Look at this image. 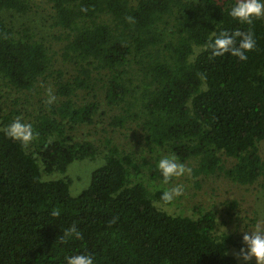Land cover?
Segmentation results:
<instances>
[{"label": "trees", "instance_id": "1", "mask_svg": "<svg viewBox=\"0 0 264 264\" xmlns=\"http://www.w3.org/2000/svg\"><path fill=\"white\" fill-rule=\"evenodd\" d=\"M232 3L0 0V264L82 251L96 264H256L232 253L245 245L217 231L215 210L167 209L156 168L174 153L203 180L264 178V18L247 61L206 47L213 31L248 29ZM99 118L102 138L81 135ZM14 119L37 133L27 146L3 131ZM119 131L136 143H116ZM77 161L97 167L73 196ZM73 225L81 237L61 243Z\"/></svg>", "mask_w": 264, "mask_h": 264}, {"label": "rangeland", "instance_id": "2", "mask_svg": "<svg viewBox=\"0 0 264 264\" xmlns=\"http://www.w3.org/2000/svg\"><path fill=\"white\" fill-rule=\"evenodd\" d=\"M33 17H36V15H33ZM22 21L25 23L24 20ZM26 21H29L28 18ZM31 22L34 24L36 30L41 33L40 35L42 37L48 38L49 40L51 39L50 34L52 30L48 26L49 24L46 25V23L43 22L45 25H43V23L36 25L35 21L31 20ZM51 41H54L52 44L57 46L58 49V41L54 39H51ZM97 121L101 122V119L99 118ZM106 124L107 122L103 120V122L96 126L87 127L83 132L81 131V135L86 137L96 135L98 138H102L104 135L102 129ZM135 140L133 132L128 133V137L121 131L115 134L116 143L121 145L129 144L128 146L131 147L133 143H136ZM260 147L261 155L264 157V142ZM73 165L74 167L71 173L75 179V192L71 189V193L73 196H77L86 189L90 183L91 175L97 167V162L77 161ZM186 166L190 169L193 168V166L191 168L190 165ZM197 181H200V187L196 185ZM176 184H182L184 186V192L181 196L176 197L173 200L175 201L173 206L166 207L167 209L171 211L185 210L186 212H190L194 205L203 204L218 212L219 219L217 231L219 233L226 232L234 235L238 241L240 240V243L241 241L243 242L242 236L244 232L254 230L257 224H259L261 228H264V178L252 187H245L231 182L224 176H213L203 180L201 177H195L191 170L190 174H185L179 178L174 177L172 181L169 182L168 186L170 188ZM79 190L80 192L77 193ZM234 202L237 203L236 207H233ZM220 229H223V231H219ZM238 252L239 250L237 248L232 249V253L235 256H238ZM250 261L256 263L255 258Z\"/></svg>", "mask_w": 264, "mask_h": 264}, {"label": "clouds", "instance_id": "3", "mask_svg": "<svg viewBox=\"0 0 264 264\" xmlns=\"http://www.w3.org/2000/svg\"><path fill=\"white\" fill-rule=\"evenodd\" d=\"M227 14L234 20L249 25V27L247 30L238 29L232 32L226 30L213 31L212 37L206 45L207 49L210 50L209 58L221 57L227 53L238 58L239 61L245 62L249 58L248 53L253 51L257 45L251 25L254 19L264 18V0H233ZM54 100L55 97L50 92L48 103L51 104ZM3 131L8 138L19 141L23 146H27L37 135L33 126L21 119H14ZM156 168L159 170L164 184H168L174 177L179 178L191 173V169L180 162L174 153L161 155L156 162ZM183 192L184 186L176 184L165 189L161 199L169 203L181 196ZM52 215L57 216L59 213L53 212ZM219 231L222 232L223 229ZM72 236L81 237V233L75 225L65 231L64 236L61 237V243ZM242 240L245 246L239 249L238 257L245 262L255 258L256 264H264V228L257 224L254 230L244 232ZM63 260L65 264H96L95 255L86 251L65 255Z\"/></svg>", "mask_w": 264, "mask_h": 264}]
</instances>
